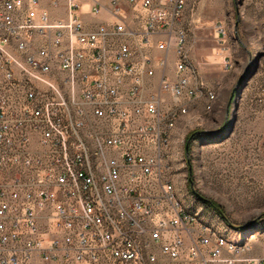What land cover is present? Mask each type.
Returning a JSON list of instances; mask_svg holds the SVG:
<instances>
[{"label": "built area", "instance_id": "2783aa9c", "mask_svg": "<svg viewBox=\"0 0 264 264\" xmlns=\"http://www.w3.org/2000/svg\"><path fill=\"white\" fill-rule=\"evenodd\" d=\"M187 2L0 0V264H264L164 185Z\"/></svg>", "mask_w": 264, "mask_h": 264}, {"label": "rangeland", "instance_id": "374dc122", "mask_svg": "<svg viewBox=\"0 0 264 264\" xmlns=\"http://www.w3.org/2000/svg\"><path fill=\"white\" fill-rule=\"evenodd\" d=\"M181 26L192 83L207 85L178 108L168 174L187 208L264 256V0H188Z\"/></svg>", "mask_w": 264, "mask_h": 264}, {"label": "bare ground", "instance_id": "6f19581e", "mask_svg": "<svg viewBox=\"0 0 264 264\" xmlns=\"http://www.w3.org/2000/svg\"><path fill=\"white\" fill-rule=\"evenodd\" d=\"M185 8H186V4H183V13H184ZM186 57H184V65H188ZM210 95L213 98L215 97L214 92H210ZM177 113L178 111L174 112L173 118H171V120L168 121L167 134H163V136H161L163 164H167V165L168 163L166 159L169 153L168 151H169L170 136H171V131L173 127L175 126V123L177 120V116H178ZM164 185H169L171 201L174 202V204H176V206L179 207L180 213L183 214L185 217H187L189 220L198 223V228H201L202 230H205V231H209L210 233H212V235L216 236L219 239V242H222V244H225L226 246H244L242 244L234 242L233 240H230L224 233L220 232V230L217 227L207 222L199 214V211L191 210L187 208L183 204L182 200L179 197H177L176 192H175L176 190L175 184L171 180L170 176H164Z\"/></svg>", "mask_w": 264, "mask_h": 264}, {"label": "trees", "instance_id": "16d2710c", "mask_svg": "<svg viewBox=\"0 0 264 264\" xmlns=\"http://www.w3.org/2000/svg\"><path fill=\"white\" fill-rule=\"evenodd\" d=\"M195 131H190V133L188 134V138L194 133ZM188 147H189V144H188ZM207 203L210 204L211 207H213L214 209H216V211L218 212L217 214L219 216L222 217L223 220L227 221V223L233 227V225L224 217L223 215V212L221 211V209L219 208L218 205H216L214 202L210 201V200H207Z\"/></svg>", "mask_w": 264, "mask_h": 264}, {"label": "crops", "instance_id": "0c3cea01", "mask_svg": "<svg viewBox=\"0 0 264 264\" xmlns=\"http://www.w3.org/2000/svg\"><path fill=\"white\" fill-rule=\"evenodd\" d=\"M218 224L223 229V231L228 235L229 238H232L236 241H238L240 239V236H236V234L231 229H229V228L227 229L225 226H223L220 223H218Z\"/></svg>", "mask_w": 264, "mask_h": 264}]
</instances>
